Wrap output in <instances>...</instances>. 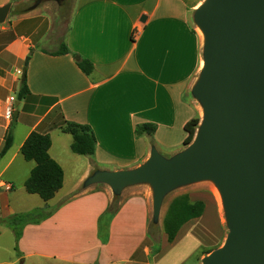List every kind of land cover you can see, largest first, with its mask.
Wrapping results in <instances>:
<instances>
[{
    "label": "crops",
    "instance_id": "crops-1",
    "mask_svg": "<svg viewBox=\"0 0 264 264\" xmlns=\"http://www.w3.org/2000/svg\"><path fill=\"white\" fill-rule=\"evenodd\" d=\"M17 1L0 0V6L12 2L13 7ZM203 1L75 0L63 42L69 49L66 54L55 53L62 43L60 46L54 44L53 38L48 37V29L44 31L46 36L35 41L36 22L45 24V18L40 19L41 16L33 21L29 14L17 15L22 16L18 19L26 20H18V25L0 24V151L9 130L13 134L11 148L0 157V223L12 229L7 219L19 212L13 205L23 206L18 202L24 197L20 199L17 193L25 189V181L35 162L25 159L21 147L33 130L51 136L49 152L64 169V183V152L56 148L55 142L68 140L61 133L71 134L61 129L62 122L86 124L97 139L92 162L74 185L79 187L87 178L84 188L86 200H76L77 197L67 196L68 193L55 200L53 206L45 201L28 210L41 209L45 215L39 222L23 226L20 252H24V240L29 229L53 235V252H92L89 243L100 240L99 231L110 236L130 232L134 227L141 236L127 251L131 259L126 258V263L149 264L147 260L151 250L144 243L149 240L150 233L152 186L149 183L133 184L115 193L109 184L88 183V180L97 169L118 171L136 168L146 162L154 150L170 159L186 148L185 125L194 117L201 118L203 111L193 92L204 65V37L195 21V11ZM25 23H32L31 32L22 30L21 25ZM76 56H80L79 60L85 58L93 63L90 74L79 67ZM27 57L29 93L19 100ZM10 96L15 97L11 121L5 118ZM146 123L154 124L155 130L138 134L137 127ZM17 134L21 136L19 140H16ZM69 142L67 146L71 147ZM110 168L113 170H104ZM19 177L21 181H18ZM18 182L19 188L16 187ZM60 190L51 200L57 199ZM121 195H125L124 200L116 201ZM207 211L206 204L203 214L186 222L174 241L186 226L187 232L193 229L196 224L193 225V221H204ZM207 222L203 232L212 238L214 233L206 227ZM161 233L162 239L163 231ZM225 236L224 228L216 234L219 247ZM74 239L80 241V247L73 248L68 244ZM108 246L110 244H105V248ZM14 249L18 250L16 246ZM141 249L143 257L139 260L137 254ZM38 250L48 252L42 251L41 247ZM161 253L162 249L156 256ZM52 255L57 257L59 254ZM68 256L62 255V261L77 264ZM88 261V257H82L78 264Z\"/></svg>",
    "mask_w": 264,
    "mask_h": 264
},
{
    "label": "water",
    "instance_id": "water-1",
    "mask_svg": "<svg viewBox=\"0 0 264 264\" xmlns=\"http://www.w3.org/2000/svg\"><path fill=\"white\" fill-rule=\"evenodd\" d=\"M11 8L0 6V24ZM195 21L204 32V65L193 92L204 115L193 142L170 159L154 150L136 168L98 170L88 183L109 184L115 193L149 183L156 219L168 191L211 179L229 233L203 264H264V0H204Z\"/></svg>",
    "mask_w": 264,
    "mask_h": 264
},
{
    "label": "rangeland",
    "instance_id": "rangeland-1",
    "mask_svg": "<svg viewBox=\"0 0 264 264\" xmlns=\"http://www.w3.org/2000/svg\"><path fill=\"white\" fill-rule=\"evenodd\" d=\"M74 5L75 0H19L15 4H13L7 20L2 23L1 26H9L13 25V23L15 25H18V20H26L18 19L19 17L22 18V16L25 14H29L30 20L33 21L36 18H39L38 16H41L40 19L45 18V24H41L39 21L36 22L37 38L35 39V41L41 37L43 38L44 36H46L44 34V31L48 29V37H52L54 44L57 43V46L58 44L60 46V43L64 42ZM21 28L23 31L30 30L31 32L33 30L32 23L31 25L30 23H25L24 25L22 24ZM49 47L50 46H48V48ZM56 48L59 47H55V49ZM203 115L204 112L202 111L199 125H201ZM61 134L64 137L67 136L68 140L70 141L69 143H71V135H65L63 133ZM20 137L21 136L17 134L16 140H19ZM68 140H64V142L56 140L55 142L56 148L64 152L63 163L65 164L66 177L65 183L63 184L64 187L60 190V194L58 195L57 199L48 201L51 206H53V202H56L55 200H59L60 196L66 195L68 193L69 195L67 196H75L77 197L75 198L76 200H86L85 198L87 197V194L85 195L84 192V188L86 186L85 182L87 178L83 180V184L79 187H75L74 185L79 180L86 167L91 164L92 157L91 155H80L74 153L71 147L67 146ZM54 153L55 152H53V154ZM98 170L101 169L94 170L91 176H93L94 173ZM104 170L113 169L110 168ZM18 181H21L20 177ZM137 184L146 185L147 182H141ZM19 186L20 184L18 182L16 184V187L19 188ZM182 194L189 195L191 201L203 200L205 202V205L207 204L208 206L207 217L202 222L193 221V225L196 223V226L194 225L195 227L193 226V229L190 232H187L186 226L176 241L169 242L165 229L163 228L164 218L170 203L174 198ZM17 195L20 197V199L24 197V200H19L18 202V204H23V206H17V204L13 205L14 209L19 212L34 209L35 207H38L43 202H45L39 195H30L25 189H20ZM124 196L125 195H121V198L116 201L124 200ZM152 202L153 208L151 209L149 217V240L144 243L147 244L151 250V256L147 260L149 264H203V259L211 251L219 247V242H216V234H219V231L221 229L224 228V233L226 234L225 240L227 238L229 227L227 223L223 198L218 186L211 179L190 182L177 186L168 191L163 198L161 207L159 209V214L156 219L154 213V195L152 197ZM88 210L89 208L87 209V211ZM40 214L38 218H42L45 215L43 212ZM34 219L31 218L30 220H28V222L32 223L33 221H35ZM161 219L163 220V222ZM220 219L222 220L224 227H222ZM207 220H209L210 222H207ZM205 222H207L208 224L206 227L208 229L210 228V230H212V233H214L212 238L209 234L207 236L203 232V226ZM1 224L3 223H0V264H70L62 261V255H69L70 257H72L71 262L76 263L77 261V264L78 260H82V257H88L89 261L81 264H107L105 263L106 261H109L108 264H127L125 259H131V257L128 256L130 255V252L127 251L135 244V241H137V239H140L141 236L139 232H136V228L134 227L131 228L132 231L130 232H122L121 234L115 233L110 236H105L106 232L100 233L99 231L98 239L100 240H97V242L95 240H92L89 243L92 252H77L73 250V252H53V235L50 236L44 233H35L33 229H29L27 237L24 240V252H20L19 240L17 241L18 243H16V235L14 231L5 224H3V226L1 227ZM101 227L103 226L101 225ZM161 227L163 228L162 239V231H160ZM101 229H103L104 231V228ZM76 237L77 236H73L72 238ZM107 242L110 244V246H108V248H105V244L109 245ZM68 244H70V246H72L73 248L81 246L80 241L76 239L68 242ZM14 246H16L18 250H15ZM98 246L102 247V249ZM40 247L42 251L48 252H39L38 248ZM48 247H51V249L49 250ZM161 249L162 253L157 257L156 254ZM142 250L143 249L139 250L137 254V258L139 260L141 257H143ZM41 253L44 254L42 255ZM52 254L59 255L57 257H53ZM22 258H24V261ZM73 258L74 261H72Z\"/></svg>",
    "mask_w": 264,
    "mask_h": 264
},
{
    "label": "trees",
    "instance_id": "trees-1",
    "mask_svg": "<svg viewBox=\"0 0 264 264\" xmlns=\"http://www.w3.org/2000/svg\"><path fill=\"white\" fill-rule=\"evenodd\" d=\"M68 52V46L66 43H62L59 50L55 53L66 54ZM77 63L86 74H90L93 71V63L90 60L84 58ZM28 93L29 88L26 82V75H23L21 87L18 92V99L24 98ZM199 124V116L192 118L186 123L185 130L187 136L184 140L186 146L193 142ZM61 129L72 135L73 141L71 143V149L74 153L80 155H93L95 153L97 139L90 126L65 120L62 122ZM154 130V124L146 123L138 126L136 132L138 134H142L143 132L152 133ZM12 144L13 134L9 130L5 137V144L0 151V157L5 155ZM51 144V136L48 133L45 134L33 130L21 147V152L25 159L35 162L29 177L25 181V189L28 193L39 195L44 201L53 199L64 184V169L51 156L49 152ZM204 210L205 202L203 200L191 201L187 194H182L174 198L164 218V229L168 241L173 242L181 227L189 220L201 216ZM40 213H42L41 209H35L15 214L7 219L8 224L15 231L16 241L20 239L22 228L25 224L29 223L28 220L36 217L32 223L40 221L41 218H38L41 215Z\"/></svg>",
    "mask_w": 264,
    "mask_h": 264
},
{
    "label": "built area",
    "instance_id": "built-area-1",
    "mask_svg": "<svg viewBox=\"0 0 264 264\" xmlns=\"http://www.w3.org/2000/svg\"><path fill=\"white\" fill-rule=\"evenodd\" d=\"M8 101H9V106L7 108V111H6L5 118L7 120L11 121L14 118L15 97L10 96ZM8 188L10 189L11 186H8Z\"/></svg>",
    "mask_w": 264,
    "mask_h": 264
},
{
    "label": "bare ground",
    "instance_id": "bare-ground-1",
    "mask_svg": "<svg viewBox=\"0 0 264 264\" xmlns=\"http://www.w3.org/2000/svg\"><path fill=\"white\" fill-rule=\"evenodd\" d=\"M199 31L202 33V35L204 37V32H203L202 28L199 27Z\"/></svg>",
    "mask_w": 264,
    "mask_h": 264
}]
</instances>
